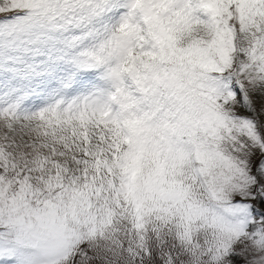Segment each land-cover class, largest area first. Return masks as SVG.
<instances>
[{
  "label": "snow or ice",
  "instance_id": "1",
  "mask_svg": "<svg viewBox=\"0 0 264 264\" xmlns=\"http://www.w3.org/2000/svg\"><path fill=\"white\" fill-rule=\"evenodd\" d=\"M0 264H264V0H0Z\"/></svg>",
  "mask_w": 264,
  "mask_h": 264
}]
</instances>
